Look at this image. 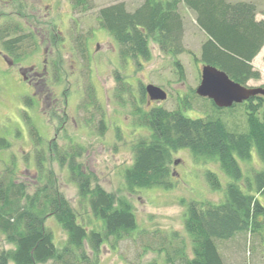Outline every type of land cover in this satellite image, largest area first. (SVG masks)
I'll return each mask as SVG.
<instances>
[{"label": "rangeland", "instance_id": "obj_1", "mask_svg": "<svg viewBox=\"0 0 264 264\" xmlns=\"http://www.w3.org/2000/svg\"><path fill=\"white\" fill-rule=\"evenodd\" d=\"M117 1H124L129 10L143 2L88 0L85 7L77 8L71 0H0V30L18 22L23 34L31 35L21 51L10 54L16 62L14 67L0 58V137L10 143L0 149V169L13 168L16 181L24 183L29 192L43 182L46 170L52 169L59 192L83 216L84 224L100 228V221L79 200L68 156L61 164L55 152L73 154L103 189L125 197L136 215L137 226L130 235L102 244L98 264H180L178 249L184 256L191 255V241L183 227L186 205L203 199L220 201L230 179L215 160L195 157L185 148L171 154L170 189L153 187L129 192L124 170L131 164L133 143L149 136L146 127L133 123L134 109H181L191 118L205 115L198 106L209 99L195 93L200 82L199 55L204 35L194 23V14L184 9L183 41L187 51L173 57L150 40L148 60L123 61L117 42L97 18L100 7ZM247 1L257 5V17L264 20V0ZM35 27L39 34L33 30ZM16 35L13 32L10 36ZM54 35L56 40L52 41ZM252 64L260 78L249 80L247 86L264 87V46ZM18 67L25 70L26 78L17 76ZM34 72L43 75L35 76ZM114 77L123 81V88L118 89ZM149 84L163 89L166 99L147 105L143 90ZM186 99L192 102L191 107L185 105ZM39 159L46 168H41ZM240 164L245 174L262 167L254 152L250 160ZM206 170L222 178L220 190L211 189ZM260 201L264 204V195ZM45 226L61 247L66 240L62 227L52 217L45 219ZM245 241L239 237L221 243L225 262L264 264V255ZM11 247L0 232V253ZM171 255L173 262L167 263Z\"/></svg>", "mask_w": 264, "mask_h": 264}, {"label": "trees", "instance_id": "obj_2", "mask_svg": "<svg viewBox=\"0 0 264 264\" xmlns=\"http://www.w3.org/2000/svg\"><path fill=\"white\" fill-rule=\"evenodd\" d=\"M71 1L77 8L88 2ZM184 9L194 14V23L204 35L199 55L202 65L215 66L245 86L249 80L260 78L252 61L264 46V20L256 18L259 10L253 1L143 0L132 10L124 1H117L100 7L97 18L117 42L121 60L146 61L150 58V40L173 57L187 51L183 41ZM13 32L17 35L9 38ZM28 36L18 22L0 30L3 48L13 55L30 40ZM176 63L180 64L178 60ZM120 83L123 88V81ZM185 105L191 107L192 102L186 99ZM198 107L205 115L197 118L184 115L181 109L132 111L133 123L146 127L149 136L132 145V161L124 170L125 188L129 192L153 187L170 189L171 154L178 149H188L195 157L211 158L230 180L220 201L203 199L186 205L183 227L191 241V255L184 256L178 249L180 264H227L221 243L239 237L264 255V204L260 201L264 195V96L255 95L226 108L216 107L209 99ZM9 145L0 137V149ZM253 152L262 167L245 174L240 163L250 160ZM55 154L61 164L68 156L79 200L100 221V228L84 224L83 216L59 192L52 169L46 170L43 182L31 192L16 181L13 168L5 172L0 169V232L12 246L0 253V264H98L103 243L117 242L136 228V215L125 197L103 189L73 154ZM38 164L46 168L43 160L39 159ZM204 175L212 190L222 188V178L216 172L206 170ZM49 217L66 233L61 247L45 226ZM166 262H173L172 255Z\"/></svg>", "mask_w": 264, "mask_h": 264}, {"label": "water", "instance_id": "obj_3", "mask_svg": "<svg viewBox=\"0 0 264 264\" xmlns=\"http://www.w3.org/2000/svg\"><path fill=\"white\" fill-rule=\"evenodd\" d=\"M152 100L166 99V92L153 84L145 87ZM198 96L210 99L218 108H226L241 103L255 95L264 96V87H250L232 80L224 71L212 65H202L200 82L195 89Z\"/></svg>", "mask_w": 264, "mask_h": 264}, {"label": "flooded vegetation", "instance_id": "obj_4", "mask_svg": "<svg viewBox=\"0 0 264 264\" xmlns=\"http://www.w3.org/2000/svg\"><path fill=\"white\" fill-rule=\"evenodd\" d=\"M23 5V4H22ZM34 31H35V33L36 34H39L40 32L38 31V28L37 27H35L34 29H33ZM55 37V39H56V35L54 36ZM9 38H13V36H9ZM42 41V40H41ZM48 43H50L49 41H48ZM10 52H7L4 48L3 49H1L0 48V58H1V61L2 62H4V63H6V64H8L11 68L12 67H14V65H15V63L13 62V60H12V58H10ZM16 70H17V76L18 75H20L21 77H23V78H26L25 77V70L23 69V68H21V67H18V68H16ZM45 70V65H44V67H43V71ZM34 74H35V76H40V75H43L42 73H40V72H34ZM116 76V75H115ZM42 78V77H41ZM114 79L117 81V84H118V89H121L122 87H121V83H120V78H115L114 77ZM122 81V80H121ZM144 89V88H143ZM144 91V93H146V91L145 90H143ZM34 92V91H33ZM146 95H147V93H146ZM155 102H158V100H152V99H150L149 98V96L147 95V105L149 104H152V103H155ZM102 109V108H101ZM137 109V108H136Z\"/></svg>", "mask_w": 264, "mask_h": 264}, {"label": "crops", "instance_id": "obj_5", "mask_svg": "<svg viewBox=\"0 0 264 264\" xmlns=\"http://www.w3.org/2000/svg\"><path fill=\"white\" fill-rule=\"evenodd\" d=\"M259 12H260V11H259ZM259 12L257 13V15L259 14ZM257 15H256V18L259 19V18L257 17Z\"/></svg>", "mask_w": 264, "mask_h": 264}]
</instances>
